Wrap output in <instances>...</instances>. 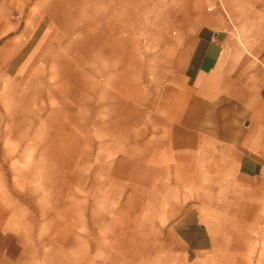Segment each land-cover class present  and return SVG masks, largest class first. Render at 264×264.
<instances>
[{"label": "crops", "instance_id": "obj_1", "mask_svg": "<svg viewBox=\"0 0 264 264\" xmlns=\"http://www.w3.org/2000/svg\"><path fill=\"white\" fill-rule=\"evenodd\" d=\"M27 47L44 104L0 139L75 179L37 214L0 177V264H264V0H0Z\"/></svg>", "mask_w": 264, "mask_h": 264}, {"label": "rangeland", "instance_id": "obj_2", "mask_svg": "<svg viewBox=\"0 0 264 264\" xmlns=\"http://www.w3.org/2000/svg\"><path fill=\"white\" fill-rule=\"evenodd\" d=\"M8 17L14 19V9L8 11ZM28 47L13 60H0V131L8 133V136L11 131L17 133L13 136H21L24 133L29 103H34L35 106L44 104L40 93L43 89L42 77L28 75L26 66L22 67L23 57ZM27 143L26 140L21 139L5 141L0 139V177L13 200L15 197L22 205L39 214L42 212L41 200L46 186L43 182H52L57 186L59 181L74 180L75 176L70 173L43 172V158L39 154L41 142H35L30 147V150L32 152L34 150L35 153L36 169L34 172L27 173L28 165L25 156ZM59 159L64 160V157ZM22 170L24 173L21 172ZM50 190L53 191V189ZM50 190L46 188V191Z\"/></svg>", "mask_w": 264, "mask_h": 264}]
</instances>
